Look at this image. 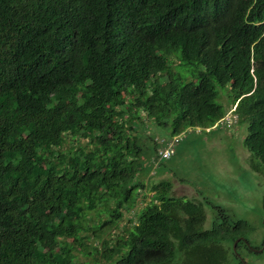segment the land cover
<instances>
[{"label":"trees","instance_id":"1","mask_svg":"<svg viewBox=\"0 0 264 264\" xmlns=\"http://www.w3.org/2000/svg\"><path fill=\"white\" fill-rule=\"evenodd\" d=\"M173 58L187 71H172ZM217 87H228L226 109ZM232 108L263 172L264 0H0V264L264 255L244 221L220 211L206 228L203 205L172 198L165 182L135 209L144 141L158 151ZM149 120L167 138L153 139ZM123 211L134 214L126 236L106 240ZM242 237L249 247L234 252Z\"/></svg>","mask_w":264,"mask_h":264},{"label":"rangeland","instance_id":"2","mask_svg":"<svg viewBox=\"0 0 264 264\" xmlns=\"http://www.w3.org/2000/svg\"><path fill=\"white\" fill-rule=\"evenodd\" d=\"M170 66L174 72L187 71V68H181L176 58H173ZM216 89L217 103L226 109L230 102L228 87ZM236 120L234 115L233 122L228 127L219 123L209 129H187L177 135L174 153L165 161H158L157 149L154 150L150 142L145 140L144 144L148 149L142 156L143 169L141 168V173L137 176V181L144 187L141 191L144 196H139L136 211L154 195L150 187L165 182L171 187L172 198L203 205L207 215L206 228H210L212 222L218 223L222 219L221 211L229 220L244 221L248 228L253 229L247 239L252 245L259 246L260 243L253 242H260L264 237V171L256 172L250 167L253 158L242 145L246 125L236 123ZM146 126V131L153 139L167 138L164 131L156 128L152 120ZM147 132L146 136L149 135ZM122 215L123 218L112 231L104 236L106 240L126 236V229L130 227L127 221L134 214L132 211H123ZM99 219V215L90 219L91 224L97 223ZM89 243H92V239ZM180 254L176 253L172 264L178 263ZM242 258L247 264L264 263V255L258 257L243 253ZM78 259L84 261L80 255Z\"/></svg>","mask_w":264,"mask_h":264},{"label":"built area","instance_id":"3","mask_svg":"<svg viewBox=\"0 0 264 264\" xmlns=\"http://www.w3.org/2000/svg\"><path fill=\"white\" fill-rule=\"evenodd\" d=\"M233 111L234 108L229 110L225 118H223L220 123H224V125H226L227 127L230 126L231 122H233ZM177 137L178 136L171 138L165 144H162V141L160 142L161 145L159 146L156 154L158 161L169 160L172 157L174 153V146L177 144Z\"/></svg>","mask_w":264,"mask_h":264},{"label":"water","instance_id":"4","mask_svg":"<svg viewBox=\"0 0 264 264\" xmlns=\"http://www.w3.org/2000/svg\"><path fill=\"white\" fill-rule=\"evenodd\" d=\"M263 224H264V219H263ZM239 241H244V242L246 243V241H245V239H244L243 237H242V238H239V239H237V240H235L234 243H233V251H234V252H235V250H236V249H235L236 244H237ZM246 245H247V247H249V244L246 243ZM249 249L252 250L253 252L261 253V252L264 250V243H263V246H262L260 249H258V250H255V249L250 248V247H249Z\"/></svg>","mask_w":264,"mask_h":264}]
</instances>
